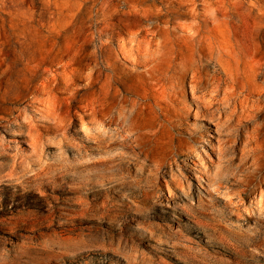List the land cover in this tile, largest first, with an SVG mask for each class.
Returning <instances> with one entry per match:
<instances>
[{"label":"rangeland","instance_id":"374dc122","mask_svg":"<svg viewBox=\"0 0 264 264\" xmlns=\"http://www.w3.org/2000/svg\"><path fill=\"white\" fill-rule=\"evenodd\" d=\"M0 264H264V0H0Z\"/></svg>","mask_w":264,"mask_h":264},{"label":"bare ground","instance_id":"6f19581e","mask_svg":"<svg viewBox=\"0 0 264 264\" xmlns=\"http://www.w3.org/2000/svg\"><path fill=\"white\" fill-rule=\"evenodd\" d=\"M158 49L159 51L161 49H164L165 44H160L158 45ZM222 50L221 48H217ZM136 60V59H134ZM210 60L212 62H214L215 67H217V69L223 73L226 76H229L232 74L230 67L228 66V62H226L222 56L218 57V58H214L211 57ZM152 61L151 58H146L144 61L141 62H145L146 64H149V62ZM159 63L155 64L154 66L151 67L150 71H156L157 69L159 70ZM165 74V73H164ZM169 79L168 77H160L158 78V81H162V80H167ZM192 93L193 96L196 97V99H198V97H202L205 99L206 102V107L210 110L211 105L213 103H215V101L218 102H226L227 104L231 105L232 104V96L235 93L234 89H232L231 86L227 87L226 89H224V94L223 97H221L218 93V89L216 87H213L211 90L209 91H199V88L196 84L192 85ZM228 148H224L223 146L219 147V153L218 155L221 157V159L225 158L226 155L228 154ZM199 159L200 162L205 166V169L207 171L208 174H210V178L213 182H217L220 181V177L229 173V172H233L237 169L236 164L230 163L228 165H223V164H219L217 166H215L214 168H210L209 164L207 163V161L204 159L203 156L199 155ZM219 177V178H218Z\"/></svg>","mask_w":264,"mask_h":264}]
</instances>
